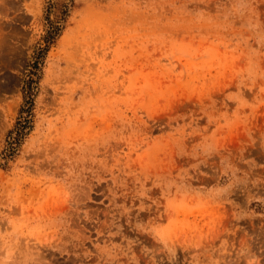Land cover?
Returning <instances> with one entry per match:
<instances>
[{
    "label": "rangeland",
    "instance_id": "obj_1",
    "mask_svg": "<svg viewBox=\"0 0 264 264\" xmlns=\"http://www.w3.org/2000/svg\"><path fill=\"white\" fill-rule=\"evenodd\" d=\"M0 264H264V0H0Z\"/></svg>",
    "mask_w": 264,
    "mask_h": 264
},
{
    "label": "trees",
    "instance_id": "obj_2",
    "mask_svg": "<svg viewBox=\"0 0 264 264\" xmlns=\"http://www.w3.org/2000/svg\"><path fill=\"white\" fill-rule=\"evenodd\" d=\"M50 38H52V34H51V32L49 31V32L47 33V35H46V40H47V39H50Z\"/></svg>",
    "mask_w": 264,
    "mask_h": 264
}]
</instances>
